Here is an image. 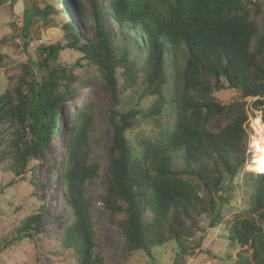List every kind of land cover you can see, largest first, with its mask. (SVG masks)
Segmentation results:
<instances>
[{
    "label": "trees",
    "instance_id": "1",
    "mask_svg": "<svg viewBox=\"0 0 264 264\" xmlns=\"http://www.w3.org/2000/svg\"><path fill=\"white\" fill-rule=\"evenodd\" d=\"M43 1V7L25 9L24 47L30 46L35 17L58 24L56 16H62L64 37L41 46L28 79L0 94V146L8 125H20L25 136L23 141L16 133L9 142L8 155L16 165L4 169L3 175L13 173L7 187L38 185L29 177L31 167L58 134L60 109L85 83L75 66L61 64V53L74 50L113 95L105 202L121 220L128 252H144L148 264H162L157 254L167 244H177L186 257V244L203 230L206 217L210 228L225 226L230 247L241 248L237 264H264V165L253 164L263 173L247 169L252 156L247 153L248 108L264 113V0H108L105 9L99 0L89 7L77 0L78 12L95 32L94 39L85 41L66 15L63 0ZM107 12L116 37L105 25ZM12 27L17 30L14 23ZM8 42H0L3 68ZM136 87L143 89L141 102L152 98L153 103L122 111L126 93ZM229 90L240 98L225 104L216 97ZM144 123L152 126L150 132L131 140L128 133ZM96 128L93 115L81 106L69 132L64 173L76 212L61 241L66 250L82 255L83 264H104L92 255L94 221L81 191L84 179L99 171L80 154L82 142ZM240 197L243 211L237 206ZM43 226L42 209L25 218L13 237L0 241V254L17 242H40Z\"/></svg>",
    "mask_w": 264,
    "mask_h": 264
},
{
    "label": "rangeland",
    "instance_id": "2",
    "mask_svg": "<svg viewBox=\"0 0 264 264\" xmlns=\"http://www.w3.org/2000/svg\"><path fill=\"white\" fill-rule=\"evenodd\" d=\"M86 6H91L92 0H82ZM65 13L76 24L79 35L83 40L95 38V32L91 26H87L77 8V0H63ZM108 0H99V5L105 9ZM43 7V0H0V42L7 38L9 42L4 44L3 52L6 53L8 63L0 67V94L10 89L15 91L28 79L27 72L31 69L32 61L39 59L41 46L54 45L63 40L62 16L45 22L40 17H35L30 28L31 43L28 48L24 47L22 27L25 9L32 6ZM106 27L112 36L116 37L118 30L114 27L113 20L107 12ZM17 26L14 31L12 24ZM12 40L14 41L13 44ZM1 46V44H0ZM60 61L63 66H75L77 74L85 83L79 85L80 89L60 109L61 125L58 134L52 142H49L40 153L39 161L32 165L29 177L38 184L21 182L7 187L12 181L13 173L6 175L4 169H12L15 159L8 155L9 142L16 138V133L22 136L23 129L20 125H8L7 134L4 132V147L0 146V241L6 237L11 238L15 229L21 222L43 209L44 226L41 233V241L38 243L24 240L17 242L5 253L0 254V264H83L82 255L74 250H66L62 244V237L67 229L74 223L76 208L70 200V193L65 184V170L69 166L67 148L69 146V132L74 122L75 115L81 111V106H86L93 115L96 123V131L91 133L86 142H82L80 154L87 160V165L97 166L99 171L95 178L86 179L83 183L82 196L89 205L94 224L95 239L93 242L92 255L100 256L104 264H148L144 252H128V243L124 234L121 221H117L107 208L105 199L108 196L106 176L111 163L110 147L113 143V134L108 120V111L113 104V95L107 84L99 78L97 72L89 68L85 61H81V55L74 50H65L61 53ZM82 67H77V63ZM12 78V80H11ZM82 85V86H81ZM140 87L128 90L124 97L122 111L127 112L132 108L142 106L148 108L153 103L152 98L143 102ZM241 94L229 90L216 93V97L227 104L240 98ZM254 100H250L251 105ZM141 102V103H140ZM248 122L254 123L257 119L263 123V111L248 108ZM152 126L144 123L128 133L131 140L141 134H147ZM249 149L251 153L248 170L259 172L253 164H257L256 150L254 149V130L248 131ZM6 142V145H5ZM26 142V140H25ZM250 154V155H251ZM238 208L244 209L243 198L238 199ZM4 212L3 216L1 215ZM149 220V218L147 219ZM203 230L197 234L193 241L188 242V255L185 257L178 249L177 244H167L157 258L162 264H237L239 246L230 247L228 234L225 226L217 228L209 227V220L203 217L201 220ZM264 231V225H263ZM201 240L200 246L196 244ZM39 241V240H37ZM211 252V253H210ZM250 249L247 256H251Z\"/></svg>",
    "mask_w": 264,
    "mask_h": 264
},
{
    "label": "bare ground",
    "instance_id": "3",
    "mask_svg": "<svg viewBox=\"0 0 264 264\" xmlns=\"http://www.w3.org/2000/svg\"><path fill=\"white\" fill-rule=\"evenodd\" d=\"M254 149L256 150L257 163L264 165V124L257 119L255 121Z\"/></svg>",
    "mask_w": 264,
    "mask_h": 264
},
{
    "label": "built area",
    "instance_id": "4",
    "mask_svg": "<svg viewBox=\"0 0 264 264\" xmlns=\"http://www.w3.org/2000/svg\"><path fill=\"white\" fill-rule=\"evenodd\" d=\"M249 126H250V129L251 130H254L255 131V126H254V123H252V121L249 122Z\"/></svg>",
    "mask_w": 264,
    "mask_h": 264
}]
</instances>
